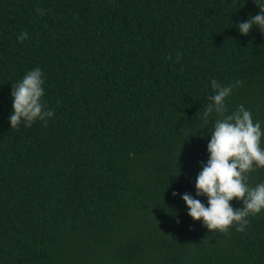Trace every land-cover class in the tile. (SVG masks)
Wrapping results in <instances>:
<instances>
[{
    "label": "trees",
    "instance_id": "16d2710c",
    "mask_svg": "<svg viewBox=\"0 0 264 264\" xmlns=\"http://www.w3.org/2000/svg\"><path fill=\"white\" fill-rule=\"evenodd\" d=\"M257 3L0 0V264H264V209L221 233L182 199L208 206L212 79L242 82L226 114L243 104L264 133V33L236 27ZM37 67L55 114L16 131L13 85Z\"/></svg>",
    "mask_w": 264,
    "mask_h": 264
},
{
    "label": "clouds",
    "instance_id": "9594fccd",
    "mask_svg": "<svg viewBox=\"0 0 264 264\" xmlns=\"http://www.w3.org/2000/svg\"><path fill=\"white\" fill-rule=\"evenodd\" d=\"M255 3L256 0H255ZM260 13L250 16L248 20L236 27L243 35H248L253 26H258L264 33V3H257ZM43 12L42 9H37ZM29 38L28 32H22L17 39L21 42ZM183 53L177 52L176 62L179 63ZM172 59L171 56L168 57ZM242 84L222 85L216 79L211 80L214 95L208 97L209 103L203 112L205 122L213 113L222 117L214 119L211 124V140L208 143L210 157L203 164L202 171L196 180V196H207L208 206L196 199L190 193H184L182 199L188 206V214L194 220H203L209 230H219L228 233L231 227L237 232H244L250 221L249 216H255L264 209V183L255 187L248 185L249 173L255 168H264V150L261 149V131L259 121L255 122L252 113L243 104L228 113L226 99L234 87ZM44 79L42 70L37 67L14 83L12 89L13 112L9 117L12 129L19 131L21 126L31 127L37 121H43L45 126L49 118L54 116V110H46L42 102L44 96ZM173 196L179 195L177 192ZM239 198L243 207L234 209L230 201Z\"/></svg>",
    "mask_w": 264,
    "mask_h": 264
}]
</instances>
